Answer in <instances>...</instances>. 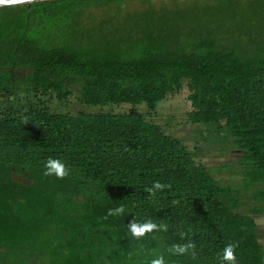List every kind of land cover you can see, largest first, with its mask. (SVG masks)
<instances>
[{
  "label": "trees",
  "instance_id": "1",
  "mask_svg": "<svg viewBox=\"0 0 264 264\" xmlns=\"http://www.w3.org/2000/svg\"><path fill=\"white\" fill-rule=\"evenodd\" d=\"M185 87L240 184L140 111ZM75 90L131 108L71 115L41 97ZM260 216L264 0L0 7V264H264Z\"/></svg>",
  "mask_w": 264,
  "mask_h": 264
},
{
  "label": "rangeland",
  "instance_id": "2",
  "mask_svg": "<svg viewBox=\"0 0 264 264\" xmlns=\"http://www.w3.org/2000/svg\"><path fill=\"white\" fill-rule=\"evenodd\" d=\"M154 1L160 3L162 0ZM189 95L190 92L185 87L178 94L169 96L166 100L159 103L155 111L148 109L145 104L141 105L139 109L148 121L158 124L167 135L180 139L193 152L197 153L198 163H202L208 167L219 181L230 185L240 184L242 175L239 172V165L236 164L239 154L233 149L222 153L219 149V144L216 143V135L208 133L202 136V132L207 131L206 128L189 122L188 114L193 110L191 101L188 98ZM41 97L51 110L53 109L57 112L71 115H78L79 112L123 114L128 113L131 108L130 104L120 106H88L81 101L80 94L76 90L63 103H60L55 96L51 98ZM18 98L26 103L30 97H26L22 93ZM14 102L15 100L13 104ZM199 151L203 152L199 154ZM232 170H236L237 172L233 174ZM246 205V209H248L249 202ZM256 219L259 225L258 232L260 241L264 246V216L257 217Z\"/></svg>",
  "mask_w": 264,
  "mask_h": 264
},
{
  "label": "water",
  "instance_id": "3",
  "mask_svg": "<svg viewBox=\"0 0 264 264\" xmlns=\"http://www.w3.org/2000/svg\"><path fill=\"white\" fill-rule=\"evenodd\" d=\"M40 1H52V0H0V7L10 6V5L32 4Z\"/></svg>",
  "mask_w": 264,
  "mask_h": 264
}]
</instances>
